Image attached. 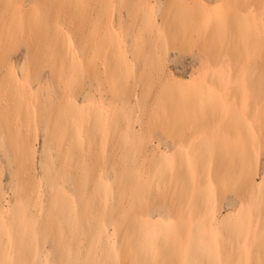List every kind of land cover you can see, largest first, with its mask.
<instances>
[{
  "label": "rangeland",
  "instance_id": "374dc122",
  "mask_svg": "<svg viewBox=\"0 0 264 264\" xmlns=\"http://www.w3.org/2000/svg\"><path fill=\"white\" fill-rule=\"evenodd\" d=\"M251 5L0 0V264H133L125 233L143 215L166 221L159 246L182 243L160 264H264V88L226 91L220 80L264 63V51L187 19L211 13L216 24ZM171 73L201 118L176 114L162 87ZM204 77L219 103L197 87ZM143 163L161 167L160 184L173 179L147 204L143 181L125 185ZM207 218L213 229H192ZM193 238L211 240L205 256Z\"/></svg>",
  "mask_w": 264,
  "mask_h": 264
},
{
  "label": "bare ground",
  "instance_id": "6f19581e",
  "mask_svg": "<svg viewBox=\"0 0 264 264\" xmlns=\"http://www.w3.org/2000/svg\"><path fill=\"white\" fill-rule=\"evenodd\" d=\"M230 1H232L233 3H236L237 5H246V4L251 5L252 4L251 6L255 7V10L251 9L250 10L251 12H249V9H250L249 8L247 11H245V13H239V15L235 14L237 18L232 17V18H234L233 20L228 18V19L221 21L219 23H216V24H214V23L211 24L209 21H206V19L208 20L211 13H208L206 15V17L203 18L201 16V14L199 13V11L198 12H190L189 16L187 18L188 20L190 18V21H189L190 25L197 27L200 32H204L208 35L215 36V38H218V37L225 38L223 36H228V35L231 36V34H232V36H234L236 34L237 37L239 38L237 40V43L239 45V47H238L239 51L241 49L246 50V51H251L253 53H258V52L264 51V34H262L258 29V28L262 27L264 30V0H230ZM191 11H194V9ZM205 21H206V23H205ZM252 25H254V26H252ZM255 26H261V27H255ZM250 27H253V30ZM255 28H257V29H255ZM249 29H251V30L249 31ZM238 33H239V35H238ZM263 33H264V31H263ZM136 34L137 35L141 34L140 29H138ZM260 34H262V36ZM235 50H237V49H235ZM260 70H262V71L264 70V63H260V64L256 65L255 67H253L252 69H241V70H239L238 73L236 74L237 77H236L235 82H230V81L223 82L224 77H221L220 80H221L223 87H224L222 89L229 91L231 86L236 85L235 87L233 86V90L234 89L237 91L238 90L239 91L252 90L253 92L261 90V88H264V82H262L261 79H259L260 76L257 78ZM209 73H211V72H209ZM206 75H207V72H206ZM259 75H264V72H260ZM219 76H220V74H219ZM162 84H163V86H162L163 88H166V90L169 88V90L172 92L171 93L172 95H171V94H169V91L167 90L169 97L171 95L172 98H176V102L178 99L179 103H176L175 100L173 101V103L175 102L174 104L178 107V109L176 108L177 110H175V112L178 111L179 108H182V109L184 108L183 109L185 111L184 114L182 113L183 110L182 111L180 110L178 112V114L185 117V116H188V113L192 114V112H194L192 115L194 117V119H195V116L197 117V119L199 117L201 118V115L199 117L197 115H194L196 112V109L202 107L201 104H199V105L195 104L192 106V103L193 104L196 103V101H195L196 99L194 100L193 99L194 97H192L191 95L185 96L186 94L182 95L181 93H179L180 88L178 89V85H176L177 84L176 75L171 73L170 76L166 80H163ZM208 86L209 85L207 84V79H206V77H204L200 81V83H198L197 87H199L200 92L206 97L211 96L210 93H212L213 100L215 99V97L218 99V101L215 99L212 102L219 103L221 96H220V98H218V96H219L218 94H220V92H218V94L216 92L217 96L215 95V97H214L215 93L210 89V87L208 88ZM226 91H225V93H226ZM221 94H223V93L221 92ZM253 96H254V94H253ZM86 97H87V95H86ZM84 99H86V98L84 97ZM253 100L256 103L254 98H253ZM199 103H202V102L200 101ZM177 104H181L182 107H180V105H177ZM202 104H204V103H202ZM255 106H256V104H255ZM255 106H254V108H255ZM259 106L261 107V110H262L263 105H259ZM191 107H193V109L196 107L194 109L195 111H193L191 109ZM185 113H187V114L185 115ZM176 114H177V112H176ZM176 114L173 113L172 115H176ZM169 115H171V113ZM189 119H191V115H189ZM131 129H132V127H131ZM130 131H132V130H130ZM258 141H257V143L260 144V139H258ZM25 147H26V145H25ZM26 150L29 151L30 148L29 149L26 148ZM160 153H161V155H165L167 152L163 151ZM243 158H244V156H243ZM243 158H242V161L245 162L246 160L245 159L243 160ZM240 159H238V161ZM235 161L236 160L234 158L233 162L236 163ZM241 163L242 162L240 160V163H238V164H241ZM159 170H161V167L156 168V171L153 172L151 166L143 163L142 166L140 167V169L137 170V172L136 171H130L128 176L125 178V185H126V187L131 186L128 182V180L130 178L131 179H139L141 182L143 181L144 185L147 186V188H148V192L143 197H141L140 200L142 201V203L147 204L150 200V197H151L150 196L151 195L150 190L159 189V187H161V186L163 187L164 185L166 188L168 186V185H166L168 181L170 183H172L171 181L173 179L170 178L171 175H168L166 180L164 177V181H161V184H160L159 176L157 174L160 172ZM242 174L244 176V179L246 178V181H248L249 177L248 178L245 177V175H246L245 172ZM160 180H163V179L161 178ZM250 180H251V178H250ZM169 182H168V184H169ZM257 186L260 189H262V191H263L262 193L264 195V183H259ZM162 187H161V189H162ZM121 207L122 206L120 204H118L117 208L115 209V212L119 213V211H120L119 208H121ZM208 218H210V217H208ZM212 219H213V217H212ZM212 219L202 220L199 223L197 222V224L193 225L192 229H194V231L200 229L202 232L206 231L207 229L208 230L213 229L214 220H212ZM165 224H166V221H164V220H160L158 223H153L148 215H143L140 218L135 217L133 219L131 226H130V229L125 233L126 239L128 242V248L127 249L130 250L131 254L134 251L138 252L137 258L133 264H160L159 263V256H162L165 253H168V254L170 252L172 253L174 250H176L177 248L182 246V243L180 246V245H178L179 244L178 242H173L170 244L164 243L163 246H159V240L165 238V232H164ZM204 234H205V232H204ZM113 236H111V235L107 236L106 241H107L109 247H113L115 244L114 240L112 238H110ZM192 240L194 243V248H193L194 252L193 253H195L197 256H205L208 252V249L211 248V243H210L211 240L206 238L199 243L197 242L198 240L196 238H193ZM159 249L162 250V251H160L162 253L160 255H159ZM231 259H234V258L231 257ZM246 261H244L243 264H247Z\"/></svg>",
  "mask_w": 264,
  "mask_h": 264
}]
</instances>
